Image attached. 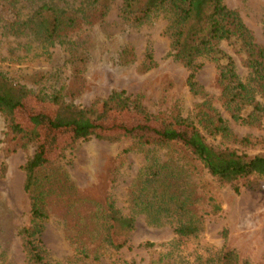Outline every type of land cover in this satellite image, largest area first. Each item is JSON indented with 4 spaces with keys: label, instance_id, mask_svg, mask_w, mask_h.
I'll return each instance as SVG.
<instances>
[{
    "label": "rangeland",
    "instance_id": "374dc122",
    "mask_svg": "<svg viewBox=\"0 0 264 264\" xmlns=\"http://www.w3.org/2000/svg\"><path fill=\"white\" fill-rule=\"evenodd\" d=\"M43 3L70 13L77 7L87 8L78 13L87 15V20L78 18L73 27L60 32L53 44H45L33 31L15 36L6 30L14 13L20 20H26ZM121 3L111 0L107 13L99 17L85 0H0V73L40 96L63 92L67 103L87 110L89 118L103 127L130 126L136 122L129 111L109 113L102 108V100L111 91L124 90L159 119L183 117L192 121L210 145L248 156L264 155V125H245L231 119L221 96L215 64L203 61L196 75L201 90L191 92L188 70L169 55L167 19L158 15L135 25L121 16ZM226 3L239 13L257 43L264 45V0H226ZM221 46L232 55L239 75L246 79L249 69L243 58L231 45L223 42ZM124 47L129 48L130 61L123 64L120 51ZM147 48L153 52L155 65L143 70L140 64ZM78 54L83 56L76 58ZM84 59L86 62L82 64ZM78 64L82 66L76 67ZM77 68L80 82L73 85L72 92L65 93ZM214 109L225 119L230 136L209 134L199 123L200 113L212 114ZM75 116L78 114L32 96L14 112L24 127L39 128L50 138L45 136L49 157L57 155L68 140V131L64 129L69 127L48 132L47 121L65 122ZM133 139L79 140L47 168L50 173L44 187L47 219L42 240L52 264H116L119 260L156 264L166 253L169 260L179 256L188 264H201L208 252L220 249L223 244L249 264H264V183L252 189L245 186L244 179H239L235 191L234 186L219 183L199 163L191 161L181 144L139 146ZM35 149L32 144L23 146L22 141L13 137L0 112V264H29L19 234L30 221L22 166ZM159 165L181 175V189L185 182L194 189L192 208L203 221L201 233L182 240L178 248L169 252L164 245L175 237L171 223L150 225L146 215L132 206L133 194L142 180L155 174ZM209 197L219 205V211H211ZM108 200H113L123 214L135 216L128 244L119 250L104 244L93 219ZM147 241L153 246H144Z\"/></svg>",
    "mask_w": 264,
    "mask_h": 264
},
{
    "label": "trees",
    "instance_id": "16d2710c",
    "mask_svg": "<svg viewBox=\"0 0 264 264\" xmlns=\"http://www.w3.org/2000/svg\"><path fill=\"white\" fill-rule=\"evenodd\" d=\"M121 1V16L135 25L144 24L158 15H163L167 19L165 32L170 40L169 55L180 61L188 70L187 83L191 92H200L197 72L203 67L204 60L212 61L217 69L224 106L231 119L245 125H264V45L257 43L252 31L239 13L228 6L226 0ZM110 2L111 0H85L89 9L99 17L107 13ZM85 10L87 8L77 7L70 13L55 5L43 3L26 20H20L17 13H14V18L5 28L15 36L26 30L33 31L45 44H53L60 36V32L73 27L78 18L87 20V15H78ZM223 42L231 45L243 58L249 69L246 79L239 75L232 55L222 48ZM80 56L83 54L75 57ZM129 56V48L124 47L120 51L122 63L130 61ZM85 62L84 59L82 64ZM154 65L153 52L147 48L140 66L143 70H148ZM80 78L79 68L74 69L65 93H69L75 87L73 85L80 82ZM62 93L57 91L51 95L40 96L38 93H32L25 84L17 83L0 73V112L6 119L8 131L22 141L23 146L32 144L36 147L22 166L25 173L23 189L29 198L30 221L27 226L22 227L19 234L29 264H52L42 240L44 222L47 219L44 209V187L50 174L47 168L58 162L64 150L79 140L95 138L117 141L121 138H134V143L139 146L179 143L189 152L191 161L199 163L219 183L234 186L235 191L238 190L236 183L239 179H244L245 186L252 189H257L258 185L264 183V155L248 156L236 150L210 145L192 121L183 117L159 119L151 115L138 99L131 97L124 90L111 91L102 100V108L109 113L129 111L136 119L130 126L117 124L103 127L89 118L87 110L67 103ZM31 96L38 101L54 104L78 114L77 117L69 118L65 122L52 119L47 121L45 128L48 132L69 127L64 129L68 131V140L53 157L47 155L50 150H46V135H43L39 128L24 127L14 117L15 110ZM199 115V123L209 134L230 136L231 131L217 110L214 109L212 114L204 112ZM142 121L144 123H141ZM166 166L159 165L155 174H150L142 180L140 187L133 194L132 206L146 215V221L150 225L162 226L164 222L171 223L175 237L164 245L169 252L178 248L182 240L196 237L201 233L203 221L192 208L194 189L191 190L187 182L181 189V175L166 171ZM208 201L212 212L220 210L213 197H209ZM96 212L93 219L97 223L96 228L99 229L104 244L114 250L127 246L129 234L135 226V216L123 214L113 200H108ZM144 246L150 247L153 243L147 241ZM167 254L155 263L188 264L179 256L169 260ZM116 264H134V261L119 260ZM201 264H249V262L240 259L233 248L223 244L220 249L208 252Z\"/></svg>",
    "mask_w": 264,
    "mask_h": 264
}]
</instances>
